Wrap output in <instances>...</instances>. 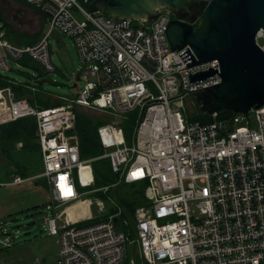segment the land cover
<instances>
[{
  "label": "built area",
  "instance_id": "obj_1",
  "mask_svg": "<svg viewBox=\"0 0 264 264\" xmlns=\"http://www.w3.org/2000/svg\"><path fill=\"white\" fill-rule=\"evenodd\" d=\"M90 1L29 0L49 14L44 37L17 45L0 36V73L12 69L10 59L25 55L55 71L49 38L56 30L74 39L86 65L87 82L60 106L39 108L11 87L0 88V123L37 119L44 171L36 178L48 184L45 223L57 237L56 264H123L133 244L141 261L131 257L127 264H264V106L230 120L218 112L212 122L187 120L185 98L221 82L218 73L195 82L191 76L219 71V61L189 66L192 49H172L167 30L173 11L166 7L158 8L157 18L130 19L92 11ZM261 38L264 29L258 43ZM77 105L117 119L141 111L132 145L118 123L99 128L113 171L127 183L148 182L150 205L137 212L136 240L116 228L114 215H94L92 199L82 198L95 178L93 159L81 157L71 133ZM245 120L247 127L236 128ZM23 181L14 176L12 183ZM82 203L88 212L72 216L69 209Z\"/></svg>",
  "mask_w": 264,
  "mask_h": 264
},
{
  "label": "water",
  "instance_id": "obj_2",
  "mask_svg": "<svg viewBox=\"0 0 264 264\" xmlns=\"http://www.w3.org/2000/svg\"><path fill=\"white\" fill-rule=\"evenodd\" d=\"M197 26L184 20L193 13V0H93L109 16L154 19L158 8L175 14L168 25L172 49L190 47L189 66L218 60L220 70L211 69L191 76L193 82L219 74L221 82L193 94L206 113L232 110L249 114L264 106V50L257 34L264 29V0H202Z\"/></svg>",
  "mask_w": 264,
  "mask_h": 264
},
{
  "label": "rangeland",
  "instance_id": "obj_3",
  "mask_svg": "<svg viewBox=\"0 0 264 264\" xmlns=\"http://www.w3.org/2000/svg\"><path fill=\"white\" fill-rule=\"evenodd\" d=\"M0 15L9 24V30H5L3 22L0 21V36L4 34L9 39L11 34L13 43L29 40L39 42L49 29L48 24H46V16L38 9L37 5L32 3L26 4L19 0H0ZM49 42L52 47L51 60L56 66L55 71L42 74L35 68L10 59L12 69L6 74L15 77L19 81L38 80L42 82L44 89L49 91L55 101H58L59 98L74 99L87 82L82 77L86 65L82 62L74 39L69 35L56 30L50 36ZM259 43L264 45V39H259ZM89 80L91 79L89 78ZM76 107L104 124H119L121 122L120 117L117 119L108 112L79 105ZM184 109L187 113L198 109V105L190 95L184 100ZM250 116L253 126H255L254 113H251ZM247 126L248 122L245 120L238 124L236 128ZM20 146L21 144L18 145V147ZM5 163H7V160L0 156V167ZM36 176L38 175H35L31 180L24 181L22 185H0V207L7 208L8 206L18 205L16 208H20L15 209V213L10 216L0 217V250L3 249L0 251V264H55L58 258L59 245L57 237L49 234L45 223L46 216L50 214L47 209L48 184L46 179L42 177L37 178H42L39 181L40 183L37 184ZM86 190L88 188L84 191ZM82 198L92 199L94 215L105 218L110 216V207L106 201L95 197L92 192ZM99 200L105 204V212L101 214L99 213ZM36 203L41 205L35 209L25 210ZM83 204H80V206ZM77 207L70 211L73 212V215L76 209H80V207ZM6 245H10V247L3 248ZM136 253H138L137 244L130 245L129 254L135 256Z\"/></svg>",
  "mask_w": 264,
  "mask_h": 264
},
{
  "label": "trees",
  "instance_id": "obj_4",
  "mask_svg": "<svg viewBox=\"0 0 264 264\" xmlns=\"http://www.w3.org/2000/svg\"><path fill=\"white\" fill-rule=\"evenodd\" d=\"M19 1L26 4L30 3L29 0ZM88 7L92 11L97 10L93 4V0L90 1ZM38 9L44 13L46 19L49 18V14L43 11L41 7H38ZM105 14H107V12H105ZM0 21L3 22L5 30H9V24H7L6 20H4L1 15ZM12 39L13 36L10 34L9 40L14 42ZM15 43L17 45H34L38 42L29 40ZM18 61L22 65L39 70L42 74L47 72L36 60L28 55L23 56ZM42 85V82L38 80L19 81L9 74L0 73V88L11 87L17 98H27L33 105L39 108L60 106L66 102L63 98H59L58 101H55L49 91L45 90ZM190 96L193 97V95ZM75 111L77 113V120L75 128L71 133L78 137L81 157L83 159H93L92 166L95 182L88 187V190H90L95 197L107 202L110 207V215L115 216L116 228L124 232L131 240H136L137 210L150 205L146 197L148 182L127 183L121 178L120 174L115 173L110 158L104 156L106 150L100 140L99 128L105 124L100 120L94 119L88 113L80 111L77 107ZM184 114L187 120L190 121L208 123L214 120L212 114L204 112L199 106L196 111L191 113H187V111L184 110ZM236 115L237 113L232 110L223 109L218 111L219 119L230 120ZM140 119V110L130 112L121 117L119 125L123 129L126 141L129 145H132L134 142V135ZM36 131L37 119L34 116L0 123V156L7 160V163L0 167V182H11L14 176L27 179L44 171L43 155L36 136ZM20 143L21 146L18 147ZM41 179H37L36 183L39 184ZM97 220L98 219H94L85 223L88 224ZM9 247L10 245H6L3 248ZM131 257L132 256L128 254L124 264H127ZM134 257L136 258V256ZM136 259L139 261L138 256Z\"/></svg>",
  "mask_w": 264,
  "mask_h": 264
},
{
  "label": "crops",
  "instance_id": "obj_5",
  "mask_svg": "<svg viewBox=\"0 0 264 264\" xmlns=\"http://www.w3.org/2000/svg\"><path fill=\"white\" fill-rule=\"evenodd\" d=\"M48 20H49V18L48 19H46V24H48ZM18 63H19V61H18ZM78 78H80V77H78ZM49 94V93H48ZM21 144V143H20ZM39 175V174H38ZM33 177H30V178H27V179H24V181H26V180H31ZM37 179V178H36ZM23 181V182H24ZM23 182H21V183H12V181L11 182H3V183H5L4 185H2V186H17V184L18 185H22L23 184ZM47 191H48V189H47ZM49 203H50V194H49V191H48V201H47V204L49 205ZM41 204L40 203H36V204H34V205H31V206H29V207H27L25 210H30V209H35V208H37V207H39ZM79 206H80V204H79ZM78 206V207H79ZM16 207H18V205H15V206H8L7 208L6 207H4V208H2V207H0V217H4V216H6V215H8V216H10V215H12L13 213H15L14 211H16L15 209H17ZM77 207V208H78ZM18 209H20V208H18ZM17 209V210H18ZM47 209L49 210V208H48V206H47ZM88 211H86L84 214H86ZM83 214V215H84ZM82 215V216H83ZM72 216H74L73 215V213H72ZM136 258H137V256L139 257V261H141V259H140V255L138 254V253H136ZM132 257H134V256H132ZM58 259V258H57ZM57 263V260H56V262H55V264ZM124 264V263H123Z\"/></svg>",
  "mask_w": 264,
  "mask_h": 264
},
{
  "label": "flooded vegetation",
  "instance_id": "obj_6",
  "mask_svg": "<svg viewBox=\"0 0 264 264\" xmlns=\"http://www.w3.org/2000/svg\"><path fill=\"white\" fill-rule=\"evenodd\" d=\"M195 1V6L193 7V13H187L185 15L184 20L190 23H193L195 26H197L198 22L195 17H197V13L201 11V5H202V0H193ZM173 18H175V14L173 12Z\"/></svg>",
  "mask_w": 264,
  "mask_h": 264
},
{
  "label": "bare ground",
  "instance_id": "obj_7",
  "mask_svg": "<svg viewBox=\"0 0 264 264\" xmlns=\"http://www.w3.org/2000/svg\"><path fill=\"white\" fill-rule=\"evenodd\" d=\"M79 206V205H78ZM77 207V206H76ZM80 207V213L83 215L86 211H88V205H85V204H83V205H81V206H79ZM75 209V207H73V208H70L69 209V212L71 211V210H74ZM76 212H77V209L75 210ZM72 213L73 212H70V214L72 215Z\"/></svg>",
  "mask_w": 264,
  "mask_h": 264
}]
</instances>
